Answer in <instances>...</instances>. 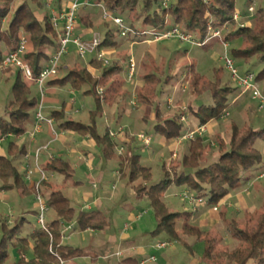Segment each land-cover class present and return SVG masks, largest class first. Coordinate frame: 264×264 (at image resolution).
Masks as SVG:
<instances>
[{"label":"trees","instance_id":"1","mask_svg":"<svg viewBox=\"0 0 264 264\" xmlns=\"http://www.w3.org/2000/svg\"><path fill=\"white\" fill-rule=\"evenodd\" d=\"M106 6V9L113 14H124L140 21L143 27L167 29L175 24L181 29L199 33L201 39L208 34V24L221 27L225 23L233 24L237 9L238 0H169L167 6L162 5V0H93ZM253 0H249L251 3ZM41 6L40 0H23L15 5V0H0V62L5 54L11 52L18 46L19 36L22 32L30 34V47L25 53V59L29 62L36 76L40 74L49 54L48 47L57 46L58 34L53 25L51 14H38L36 7ZM248 9L242 16L249 13ZM242 14V13H241ZM256 16L264 18V5L259 4ZM171 18V23L168 21ZM87 26L93 25L89 17H83ZM134 22L131 26L136 28ZM174 22V24H172ZM181 25V26H180ZM142 27V26H141ZM232 37L241 38L246 42L245 46L233 48L235 58L249 62L253 59L262 64L261 69L256 73L258 82L264 81V27L249 26L242 24L237 30L230 33ZM230 35L226 39L229 40ZM116 44V36L112 29H108L104 35L101 47ZM68 72L63 76L51 79L48 84L64 86L69 84L74 90H81L85 84L90 88L85 91L96 97L97 108L91 111V122L84 123L66 117L65 109L54 110L52 117L60 128L75 131L81 135H91L98 144L106 145V153L110 155L118 143L113 139L110 130L101 135L97 129L96 116L103 113L104 105H113L119 97L126 96L127 91L120 90L121 81L117 76L121 73L122 67L118 62L106 65L102 60L93 58L91 64L101 70L99 76H94L87 67L75 62ZM61 68V66H60ZM16 80L12 86V98L7 103L5 112L0 114V137L10 134L17 136L25 132V123L30 119L34 109L37 107V100L32 95L30 86L23 80L21 72L15 71ZM248 72H253L249 69ZM188 74L190 76V89L195 96L210 92L212 101L194 106L189 104L190 114L197 120L198 124H206L213 119H219L230 107V95L237 88L230 84H223L217 71L212 77L201 74L192 65ZM163 72L150 71L143 76V85L137 90V102L145 107L151 108L158 97L159 85L162 83ZM172 77L167 76L165 82L170 83ZM103 87V92L99 91ZM264 90V88H263ZM156 130L166 140H173L184 134L183 122L179 116L164 117L163 111L158 105L156 107ZM146 116V115H145ZM147 118V116L145 117ZM231 138L229 142L220 139L218 142L219 154L211 161L205 155L208 147L201 136L194 139H185L189 142L188 151L179 159V164L173 168V176L169 173L167 165L164 166L165 177L158 183L148 187L146 194L150 199L158 225L152 231L153 237L166 235L170 240L182 241L183 235L191 236L197 241H204L206 249L204 259L208 264H264V202L261 210L252 221L245 222L240 226L235 220L230 221L228 230L237 241L235 247L224 245L223 248H216V245L223 241L216 238L211 230L202 229L193 224L191 216L193 211H173L163 200L164 193L173 184L183 186L198 197H203L211 204L219 203L229 192L239 187L247 178L251 170L258 169L263 161L262 153L256 147L258 140L264 141V127L255 128L245 124L231 126ZM14 140L11 139L7 154H0V179L4 182V189L22 187L23 175L14 163V157L23 152ZM139 155L136 153L130 157L131 177L141 176L145 181L151 178V169L139 164ZM123 164V163H122ZM47 167L55 172L65 174L67 178L72 177L70 165L62 158L50 161ZM261 170L259 169V172ZM43 193L47 199L49 210L54 213L53 218L48 220L50 234L36 225L34 230L27 236H22L24 225L28 221L25 215L17 217L14 226H10L7 218L0 216V264H8V244H12L19 252L17 261L9 264H61L60 258L65 261L81 254L80 248L62 242L63 226L75 220L80 230L104 229L108 225V219L102 210H80L71 204L70 198L62 189H55L51 182L42 183ZM35 191L24 187L23 192ZM33 215L38 210L30 211ZM179 222H182L178 229ZM52 247L53 251L50 250ZM31 251V257L27 252ZM119 264H139V259L133 256L123 258Z\"/></svg>","mask_w":264,"mask_h":264},{"label":"rangeland","instance_id":"2","mask_svg":"<svg viewBox=\"0 0 264 264\" xmlns=\"http://www.w3.org/2000/svg\"><path fill=\"white\" fill-rule=\"evenodd\" d=\"M22 1L23 0H15V5ZM40 1L41 6L39 7L35 5L34 7H36L38 14L42 16V13H49L52 15L54 12H63L72 0ZM81 1L83 2L85 0ZM98 4L99 3L95 4L93 0H90L89 4L81 5L77 11L78 23L84 25L83 17L89 16L93 23V33L99 32L102 36H104L108 29H112L115 36L122 37L115 34V30H117L116 25L104 18V8L106 9V6H100ZM249 4L253 7V10H249L247 15L242 16L243 13L248 9ZM259 4L264 5V0H253L251 3H249V0H238L237 9L240 11V13L238 19H236L234 15L235 21L233 24L225 23L221 27H216L212 23L208 24V34L210 35L214 31L220 30L221 37L212 38L208 41L206 46H204V44H195L190 41L176 40L175 38L160 41V44L168 46L171 52L170 54L168 52V54H162L159 56L165 59V63L168 64H161L163 72L162 83L159 85L160 93L158 94L154 105H152L151 108L145 107L137 102V97H132L133 93L136 91L135 88L141 87L143 76L149 71L155 72L156 69L153 68V65L158 66L160 62H162V59L158 58L153 60L155 63L153 64L152 57L149 55V59L147 58L144 60V65L139 67L141 79L137 78V81H135V78L131 83L128 82L127 95L121 96V98L119 97L118 101H116L113 105L105 104L103 107V113L101 112L96 116L98 132L99 134L103 135L106 132L108 125L114 128L112 131H119L117 119L121 114V125L124 130H128V136L132 138L131 143L128 145L119 143L113 148L110 155H107L106 153L105 144H97L95 146H87V144H82L83 148L87 152L89 151L88 153L90 158L95 160L94 172L89 173L87 166L83 161L79 171H77L73 178H67L65 174L58 172L55 173V171H47V174L50 178L49 180L60 185L59 187L70 198V202L76 208L77 212L85 209L87 205L86 203H93V200L99 196L103 202L102 211L105 213L109 221V232L119 235L122 232L124 224L127 222L130 226L128 232L131 233V239L135 240L136 244L147 242L151 243V241H154V247L147 248L148 253L154 254L157 258L154 264H208L207 262L205 263L204 259V252L206 249V243L204 241H197L191 236L183 235V239L188 241L189 245L192 247L193 253H190V250L187 249L185 244L180 241L178 242L175 240H170L169 237L164 234L158 237H153L151 235L152 231L155 230L158 225V219L153 207L151 206L150 199L146 194V191L148 190V187L160 182L165 177V165H167L169 173L171 176H173V167L179 164L178 157L181 159L185 152L188 151L189 142L185 139H182V137L183 135H186L189 130L199 126L198 122H196L197 125H194L190 121L192 115L189 111V104L191 103L192 105L197 106L201 103H209L212 101L210 92H205L198 97L191 92L189 86L190 76L185 77L183 81H176L174 84L173 81H175V79L173 77L170 83L165 82V79L170 73L169 67L172 65V71H177L176 73H178L186 71L187 68L191 66V64H194L197 71H200L201 74H205L209 77H212V75L217 71L223 84H230L232 87L237 88V90L230 95L231 105L223 114V116L219 119H213L205 124L207 130L203 135H201V138L208 146L205 150V155L209 161L219 154L218 142L220 139L229 142L232 132L231 126L233 123L239 127L245 124L252 125L255 128L264 127V108H260L258 102L253 99L249 93L242 94L241 87H239L236 81L232 78L231 70L226 67L223 60V55L225 53L224 43H227V48L229 51L228 53L233 58L239 75L243 76L249 69H252L253 72L256 73L261 69L262 64L256 62L255 59L249 62H244L242 59L234 57L232 53L233 48L237 46H245L247 43L242 42L241 38L239 37H232L230 34L231 32L236 31L238 26H242V24L254 27H264V18L256 16L257 7ZM108 12L113 16H119L123 18L124 22L128 25H131V23L134 22V19L131 18L128 13L121 15L113 14L110 11ZM168 21L171 23V18H168ZM172 24H174V22ZM134 25L136 28L140 29L150 28L143 27L141 20L135 21ZM193 34L194 37L196 36V39H201L199 37V33L193 32ZM227 35L231 36L229 40L226 39ZM130 36L132 35H129L126 38H129ZM95 54L96 53L88 54L86 59L89 60L90 58L94 57ZM64 60L67 61V64L75 62L81 63V59L77 55V48L72 43L69 44L68 53L63 56L61 64H64ZM137 60L139 61V59ZM110 62H112V60ZM128 64V60H123L121 62L124 70H127ZM69 69L70 67H65L63 73L66 74ZM15 71L16 70L12 68L0 69V114L5 112L7 103L13 96L12 86L17 77ZM123 76H125L124 73ZM182 76L183 74H181V77ZM257 83L259 84L260 89L263 90L264 81ZM60 87H62V96H64L68 102L71 101V98L76 99L73 110L75 108H81V112L74 116L75 120L82 121L84 123H90L91 111L97 108L95 95L85 93V91L91 87L90 84H85L81 90H77L75 96L71 95L69 92V89H71L69 84ZM101 88L103 89L102 86ZM98 89L100 90V87ZM31 91L32 94L36 95L37 97L40 94L37 86H32ZM135 94L136 93H134V95ZM158 105L162 109L164 117L179 116L180 120L184 123V134L172 140L175 141L174 148L173 143H171L170 140H166L164 137H162L155 128V125L158 122L156 119V107ZM145 115L147 118H145ZM182 116H185L186 119L183 120ZM139 133H145L146 136L151 138V143L148 146H146L144 142L137 137ZM161 139L164 141V143L161 142ZM10 141L11 139L9 138L5 139L2 143V148H6L8 150ZM121 145H124L125 147L124 154L119 153V147ZM256 147L262 153L263 161L259 166L260 170H262L264 168V141L258 140L256 142ZM128 151L139 155V164L141 166L149 167L151 169L152 175L150 180L145 181L141 176H137L135 178L131 177L132 165L129 164V159L131 156L127 155ZM256 170L257 169H253L251 172L257 175L259 170ZM22 175V187L4 189L2 188L4 182L0 179V216L3 219L7 218L10 226H14V221L17 217L22 215L27 216L28 221L30 222H27L23 227L22 236H25L29 235L32 232L33 227L37 225L34 223L37 218L33 216L31 212H29L33 210V202L35 201L36 190L34 192H23V188L25 186L29 187L31 178H29L26 173H23ZM78 178L83 179L84 183L82 185L77 186L72 183L71 179L76 180ZM92 181H95V186H93ZM251 182L252 184H250ZM251 182L245 184V186L240 189L243 191L245 188L246 191H249V188L252 195L258 196V202L260 201V203L256 206V209L254 208V213L251 212L247 215H244L242 214L243 212L241 213V211L238 212L237 210H233V212L231 211V213H229L227 210L223 209L222 202H219L220 204H211L207 199L204 200L203 204L198 205L196 210H193V206L189 204L187 198L182 195V192L184 191H182L183 186L175 184L171 185L166 190L163 200L173 211H183L190 209L193 212H198L197 210L199 208L200 212L209 214L213 213V210L215 212L214 217L216 218L215 224L213 227L210 224V228H203L206 230L214 229L211 231L213 236L215 234L216 238L218 239H220V236H223V241L216 245L218 250L219 248H223L224 245H229L231 248H233L236 246L237 241L232 237L228 230L230 221L235 220V222H237L240 226H244L245 222L252 221V219L256 217V214L259 212V210H261V204L264 200V190H262L264 187V177H258ZM254 183H257V185L254 186ZM257 186L261 187L258 191V194H256L258 188ZM41 191L43 192L42 189ZM84 191L92 192L96 196L93 197V200L87 201L83 195ZM189 193L191 194V192ZM177 194H179L182 198H185L187 201L180 199ZM93 205L95 204L93 203ZM49 212L47 219L54 216L52 211ZM131 213L133 215H141L138 217L139 219L132 220L129 217ZM65 226L68 228V230H70V228L73 226L75 229V231L70 230L67 232V234H65V238L68 237L67 235L72 234L71 239L67 241L75 246H81L91 250L89 247H91V245H93L92 243H94L91 240L93 238L92 235L85 234V238H81V233H79L78 225L75 220L65 224ZM179 226H181V222H179L178 228ZM100 234V236H104L102 233ZM104 238L105 237H103L102 240H104ZM105 240L107 241V239ZM157 241H169L170 243L163 249H156L155 243ZM7 249L9 252V259L7 263L9 264L17 261L20 257L19 252L10 243L8 244ZM95 249L99 253H104L106 249H109V253H114L116 250L121 249V246L119 243H117L113 245L98 246ZM27 255L28 257H31V251L27 252ZM116 258L117 257L115 256L112 257L113 260H116ZM253 263L254 262L251 261L249 264ZM80 264H90V259H83Z\"/></svg>","mask_w":264,"mask_h":264},{"label":"crops","instance_id":"3","mask_svg":"<svg viewBox=\"0 0 264 264\" xmlns=\"http://www.w3.org/2000/svg\"><path fill=\"white\" fill-rule=\"evenodd\" d=\"M67 3H64V4H67ZM59 4H60V2H59ZM43 15L44 14L42 13V16ZM87 17H89V16H87ZM89 19L91 20L90 17H89ZM93 30H94L93 25L87 26L85 24L82 25V24L78 23L75 32L77 35L82 36L84 39H90L93 35ZM164 40H166V39H164ZM160 41H162V40H159V41L152 40L150 38V36H130L129 38L116 36V44L102 47V49L106 52V55L108 54V56L112 60V62H118V64L121 67H122L121 62L123 60L124 61L128 60L129 64H128L127 70L126 69L124 70V68L122 67L121 73L117 76V78L121 81V84H120L121 85L120 86L121 91H128V84H127L128 82L131 83L135 78H136L135 81H137V78L141 79L139 67H142L144 65V60H146L149 57V55L152 57V62H153V60L161 58L159 56L162 54H168V52L170 54V52H171L170 48L166 45L160 44ZM207 43L204 46H206ZM54 49H55V47H53V46L48 47L47 48L48 54L53 52ZM93 58H96V55L94 57L90 58L89 60H87L86 58L81 59L80 65L87 67L88 70L94 76H99L101 74V70L99 68L95 67L94 64H91V60ZM131 59H133V61L135 63V72H134V75L132 77H130ZM137 59H139V61ZM161 59H162V62H160V64L158 66H156V65H153L154 67L152 66L154 69H156L159 72L160 71L162 72L161 64H168V63H165V61H166L165 59H163V58H161ZM63 63L64 64H61V71L59 73V76L65 75L63 73V71L65 70V67L71 68L75 65L74 63H71V64L68 63L67 64V61H65V60ZM149 64H152V63H149ZM153 64H155V63L153 62ZM192 65H194V64H191V66ZM191 66H189V68ZM189 68H187L186 71L176 73L177 71H172V65H171L169 67L170 73L168 76L173 77L175 79V81H173V84L179 80L183 81L185 79V77L189 76V74H188ZM198 72H200V71H198ZM123 73L125 76H123ZM181 74H183L182 77H181ZM138 83H139V81H138ZM28 85L30 86V88L32 86H37L39 89L40 94L38 97L36 95L32 94L37 100V107L34 109L30 119H28V121H26V123H25V132L23 134L17 135V136L10 134L8 136V138L14 140L15 143L20 148L21 147L24 148L23 152L18 153L14 157V163L18 167V170L21 172V174L27 173V171L29 169L33 170V173L30 177L31 179H30L29 188L34 189L33 184L40 179V173L36 169L37 164H39L41 167H43L44 170L48 171V170H51L47 167L48 163L50 161L55 160L58 157L62 158L64 161H66L70 165L71 170H72V174H73L71 178H73L75 176V174L77 173V171H79L82 161L87 166V170L89 173L94 172L95 171V168H94L95 167L94 166L95 160H92L90 158V155L88 153L89 151L87 152L83 148V145L87 144V146H95L98 144L96 142V140L89 134L81 135L75 131L68 130L65 128H60L58 126V123L56 122V120L51 115L54 110H61L64 108L66 111L65 112L66 117L75 120L74 116H76L77 114H79L81 112V108H75L76 110L75 109L73 110V107L76 103V99L71 98V101L68 102L65 99V97L62 96V89H61L62 87H60V85L47 84L44 94L41 93L40 87L37 84L31 83ZM142 85H143V81H142ZM99 87L101 88V86H99ZM137 89H139V88H135L136 91L134 90L135 91L134 93L137 92ZM76 91L77 90H74L72 88L69 89V92L71 93V95H74V96L76 95ZM134 93H133L132 97L136 98V94L134 95ZM40 104L43 105L44 115L52 118L54 127L58 131H64V133L60 134L58 139H56L55 141H52L49 145V148L46 150H42L40 152L38 158H36L37 149L39 147L49 143L53 137L51 126L48 123H42L39 125V128H38V120L36 118V112H37ZM194 119L195 118L193 116H191L190 121L194 125H197V123H196L197 121H196V119L194 121ZM108 120H109V118H108ZM121 120H122V116L120 114L118 116V119H117V126H119L118 130L122 129V131L117 136L113 137V139L118 144L122 143V144L128 145L131 143L132 138L128 136V130L127 129L124 130V128L122 127ZM107 128L110 131L114 130V128H112L110 125H108ZM138 132H142V131H138ZM161 142L164 143V141L162 139H161ZM170 142L173 143V148H174L175 141L170 140ZM2 143L0 144V154L5 155V154H7V149L2 148ZM79 161H80V163H79ZM263 167H261V168H263ZM259 169H260V167H259ZM259 169H257V170H259ZM51 171H53V170H51ZM257 178H258V173H257V175H255V174H253V172H250L249 175L247 176L246 180L239 187L232 189L229 192V194L220 201V203L222 202L223 209L227 210L229 213H231V211L233 212V210H237L238 212L241 211V213L243 212L242 214H244V215L245 214L247 215L251 212L254 213V211H253L254 208L256 209V206L260 203V201L258 202V200H259L257 198L258 196L252 195L250 193L249 188H248L249 191H246L245 188L243 191H241L242 189H240V188H242L243 186H245V184H248L249 182H251L252 180L257 179ZM49 179L50 178H48V180H46V181L51 182V184L53 185V188L61 189L59 187L60 185H58V183L50 181ZM71 180H72V183L74 185H77V186L82 185L84 183L82 178H78L76 180L71 179ZM92 183H93V186H95V181H92ZM250 184H252V182ZM255 185H257V183H254V186ZM257 187L258 188H257L256 194H258V191L261 188L259 186H257ZM183 190H186V189H182V191ZM262 190H264V187ZM83 195L85 196V198H86L85 200H87V201L93 200V197L96 196L92 192H89V191H84ZM177 195L180 197V199H183L184 201L186 200L185 198H182L179 194H177ZM263 202H264V200H263ZM93 203L95 205H93ZM93 203L92 202L86 203L87 204L86 208L83 210H95V209L102 210L103 202L99 196L96 197L95 200H93ZM220 203H218V204H220ZM262 206H263V203L261 204V208H262ZM35 209H37L36 200L33 202V210H35ZM49 211H52V210H49ZM183 211H191V210L186 209ZM197 211L198 212L193 213L190 221L193 224L200 226L202 229H204L203 227L208 228L210 224L213 227V225L216 222L215 221L216 218L214 217L215 212L212 210L213 213L206 214L204 212H200L199 208ZM49 214H50V212H49ZM140 215L141 214L133 215L131 213L129 215V217L132 220H137V219H139L138 217ZM33 216H35V215H33ZM50 219H51V217L48 218V220H50ZM34 223L37 224V219L35 220ZM181 225H182V222H181ZM35 227L36 226L33 227L32 231L34 230ZM108 228L110 229L109 221H108V225L104 229L89 228L86 230H80L78 228L79 233H81L80 234L81 238H85V234L92 235L93 238L91 240L94 243H92L93 245H91V247H89V248H91V250L83 248L81 246H75L72 243H70L69 241H67V240L71 239L72 234L67 235L68 236L67 238H65V237L62 238L63 243L69 244V245L74 246L75 248L81 249V254L79 256L66 260L65 264H67V263H69V264H80V262L83 259H90V264H119V262L123 258L128 257V256H133V257L138 258L139 262L142 259L147 258L149 256H155L154 254H149L148 250H147L148 247H152V248L154 247L153 246L154 241H151V243L147 242V243L136 244L135 240L131 239V237H132L131 233L128 232L130 226L128 225L127 222L124 224L122 232L119 235H116V234L109 232ZM180 228H181V226H179L178 229H180ZM63 230H64V235L67 234V232L70 230L75 231L74 226L71 227L70 230H68V228L65 225L63 226ZM210 230H214V229H210ZM100 233H102L104 235L103 236V237H105L104 240H102L103 237L100 236L101 235ZM25 236H27V235H25ZM94 239H95V241H94ZM105 239H107V241ZM184 241L185 242H182V241H180V242L185 244L187 249L190 250V253L191 252L193 253L192 247H191V245H189V242L186 241L185 239H184ZM117 243H119V245L121 246V249L116 250L114 253H109V249H106L104 251V253H99L95 249L98 246L113 245V244H117ZM156 249H158V248H156ZM102 254H104V255H102ZM113 256L117 257L116 260L112 259ZM156 260H157V258H156ZM156 260L150 261L147 264H149V263L154 264L156 262ZM205 263H206V261H205Z\"/></svg>","mask_w":264,"mask_h":264},{"label":"built area","instance_id":"4","mask_svg":"<svg viewBox=\"0 0 264 264\" xmlns=\"http://www.w3.org/2000/svg\"><path fill=\"white\" fill-rule=\"evenodd\" d=\"M169 0H162V5L167 6ZM204 2H208L209 0H203ZM90 0H72L67 8L63 12H54L52 17L53 25L58 34V44L55 47L54 51L49 53L48 61L43 67L42 71L38 76H36L33 72L32 67L29 62L25 59V53L30 47V36L27 32H22L19 36L18 46L11 52H7L0 62V69L2 68H12L14 70H19L23 77V80L28 83H35L40 87V91L42 94L45 93L46 85L48 82L57 77L60 72V66L62 62V58L64 55L68 53L69 44H73L77 48V55L80 59H85L88 54L96 53V58L102 60L106 65L110 64L111 60L106 55V52L102 49L101 45L104 37L99 32H94L90 39H84L82 36L77 35L75 30L78 24L77 11L83 4H89ZM102 6L101 4H98ZM104 18L108 21L114 23L117 27L115 30V34L127 37L129 35L132 36H150L152 40L159 41L164 39H172L175 38L181 41H190L195 44L205 45L209 40L215 37H221L220 30L214 31L212 34H208L205 39H196L192 32L181 29L178 25L171 26L164 30H159L156 28H147L140 29L134 28L131 25H128L124 22L123 18L119 16H113L109 14V12L104 8ZM249 10L252 11L253 7L250 6ZM239 13L236 12L235 18L238 19ZM228 44L224 43L225 53L223 55V60L228 69L231 70V76L236 81L239 87H241L242 94L249 93L253 99H255L260 108H264V90L260 89L258 81L256 80V74L254 72H246L243 76L238 74V70L235 67L233 58L229 55V51L227 48ZM135 72V63L133 59H131L130 63V77L134 75ZM100 92H103V89L100 88ZM134 103V102H133ZM36 118L38 120V128L42 123H48L52 129V139L49 143L39 147L36 151V158H38L40 152L42 150H46L49 148V145L52 141L58 139L60 134H63L64 131H58L53 124V119L47 117L43 113V105L40 104L38 110L36 112ZM182 119L185 120L186 117L182 116ZM206 125H199L197 128L189 130L186 135H183L182 139H193L197 135L201 136L206 132ZM122 129L118 132L110 131L111 136H117ZM139 139H141L146 146L151 143V138L146 136L145 133H139L137 135ZM6 139V137H0V144ZM119 153H125L124 145L119 147ZM133 153L131 151L127 152L128 156H131ZM37 171L40 173V179L33 184V187L36 190V205H37V224L39 227L47 231L51 238L53 239L52 233L49 229L47 215L49 212V205L44 193L41 191L42 183L48 180L49 176L47 171L43 169L39 164L36 166ZM33 170H28L26 175L30 178ZM258 177H264V168L258 173ZM182 195L187 198L189 204L193 207V210H196V207L200 204L204 203L205 198L198 197L195 194H190L188 190H184ZM64 230L62 232V238H64ZM169 241H157L155 243V247L158 249H162L167 247ZM53 251L52 247L50 248ZM155 256H149L147 258L142 259L139 264H147L150 261H155ZM61 264H65V260L60 258Z\"/></svg>","mask_w":264,"mask_h":264}]
</instances>
